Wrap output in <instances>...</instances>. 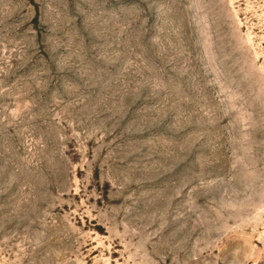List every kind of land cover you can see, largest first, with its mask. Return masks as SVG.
I'll return each mask as SVG.
<instances>
[{
	"label": "rangeland",
	"instance_id": "1",
	"mask_svg": "<svg viewBox=\"0 0 264 264\" xmlns=\"http://www.w3.org/2000/svg\"><path fill=\"white\" fill-rule=\"evenodd\" d=\"M0 264H264V0H0Z\"/></svg>",
	"mask_w": 264,
	"mask_h": 264
}]
</instances>
